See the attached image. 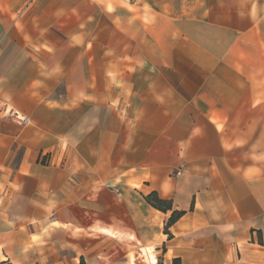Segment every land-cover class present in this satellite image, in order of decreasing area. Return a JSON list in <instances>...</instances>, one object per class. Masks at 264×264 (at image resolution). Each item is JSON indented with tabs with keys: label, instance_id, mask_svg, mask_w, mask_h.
Returning a JSON list of instances; mask_svg holds the SVG:
<instances>
[{
	"label": "crops",
	"instance_id": "obj_1",
	"mask_svg": "<svg viewBox=\"0 0 264 264\" xmlns=\"http://www.w3.org/2000/svg\"><path fill=\"white\" fill-rule=\"evenodd\" d=\"M174 260L264 264V0H0V264Z\"/></svg>",
	"mask_w": 264,
	"mask_h": 264
},
{
	"label": "trees",
	"instance_id": "obj_2",
	"mask_svg": "<svg viewBox=\"0 0 264 264\" xmlns=\"http://www.w3.org/2000/svg\"><path fill=\"white\" fill-rule=\"evenodd\" d=\"M145 200L152 205L154 208L161 210V211H166L171 208V203L169 200L162 199L158 197V195L155 192H152L145 196ZM181 215V212L174 211L172 212L169 220H168V225L173 223L179 216ZM177 263L179 264V260H174V264Z\"/></svg>",
	"mask_w": 264,
	"mask_h": 264
},
{
	"label": "built area",
	"instance_id": "obj_3",
	"mask_svg": "<svg viewBox=\"0 0 264 264\" xmlns=\"http://www.w3.org/2000/svg\"><path fill=\"white\" fill-rule=\"evenodd\" d=\"M26 120V118H23V121H25Z\"/></svg>",
	"mask_w": 264,
	"mask_h": 264
}]
</instances>
